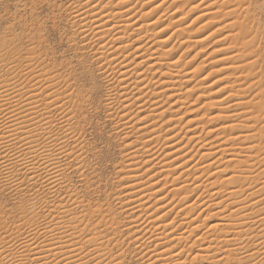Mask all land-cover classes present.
I'll return each mask as SVG.
<instances>
[{
    "label": "bare ground",
    "instance_id": "obj_1",
    "mask_svg": "<svg viewBox=\"0 0 264 264\" xmlns=\"http://www.w3.org/2000/svg\"><path fill=\"white\" fill-rule=\"evenodd\" d=\"M69 1L72 33L91 50L108 83L106 118L122 131L124 190L115 211L127 220L122 228L119 222L108 226L118 232L113 237L100 228L112 225L107 220L86 228L85 216L99 206L87 209L68 175L81 177L86 169L80 123L88 100L45 64L36 47L21 49L15 38L0 35V189L19 196L10 226L0 224V264H123L121 247L131 242L146 264H264V100L242 96L229 76L207 81L200 65L183 59L190 44L201 47L211 32L234 26L236 33L218 37L231 36L234 45L223 46L214 61L227 63L223 71L255 67L246 52L252 41L238 30L244 19L235 17L243 2ZM220 15L233 18L216 27ZM210 87L223 95L182 123L175 112L184 93L198 100ZM168 109L174 113L164 116ZM110 244H119L120 254L107 256Z\"/></svg>",
    "mask_w": 264,
    "mask_h": 264
},
{
    "label": "rangeland",
    "instance_id": "obj_2",
    "mask_svg": "<svg viewBox=\"0 0 264 264\" xmlns=\"http://www.w3.org/2000/svg\"><path fill=\"white\" fill-rule=\"evenodd\" d=\"M228 1H231V4H229L230 2ZM241 1L243 2L242 3L243 8L242 6H239L238 8L239 10L241 8L243 9L241 10L243 13L245 12L244 13L245 16L240 11L241 14H237L235 17H237V19L241 21L242 19H244L245 21V22L242 21L241 23L238 24V27L240 26V24L241 25L243 24L241 28L240 27L238 28V30L240 31L241 29L240 35L241 37L243 36L242 38L245 39L244 41L247 40L249 43L252 41L251 44H249V48L247 47L246 52L248 50L250 53H252L250 54L248 52L249 56L251 55L249 57L250 59L249 58L248 59L255 61L254 62L255 67L251 65L252 66L250 67L251 70L248 66L244 67L246 72V76H245L244 69L243 72H241L240 70H238V72L237 71L233 72L229 70L223 71L221 67L227 63L221 61H217V62L214 61L216 56L217 57L219 56L218 50L223 49L224 48L223 46L230 47L231 45L232 47V44L235 43L234 40L232 41L231 36L227 37L226 39H222L220 41L218 40L219 38H221L220 35H225L228 32H230L231 34H233V32L236 33L237 29L234 26L232 27L233 29L226 26L223 29L221 28V29H217L215 32L214 31L211 32L208 38L206 39L205 44L203 43V46L201 47L199 46L197 48L191 46L190 44L191 47L189 46V48L184 50L185 52L183 54L184 55L183 59L185 61L192 59L190 61L191 64L200 65L204 73L206 72V74H208L207 81H211L213 78L214 80L221 78L220 81L222 80L224 81V78L226 76H229L226 78V80L227 79L229 80V82L231 83V84L229 83L230 85L232 84L235 85L233 86L234 89L239 88L238 92H241L242 96L246 97V95L243 94L250 93L253 96L256 95L257 97L255 96L253 98L251 95L250 98L249 97L250 94L249 95L247 94L248 97L246 99L250 98L248 100H251L253 102V100L256 101L255 99L260 98V101L259 100L257 101L261 102L262 100H264L263 99L264 95H261L264 94V0H241ZM241 1L233 0L234 2L233 4L232 0H227V5H232V4L236 5L237 3H239L240 5ZM70 3L71 1L69 0H0V35H4L6 38H15V43L17 44L18 48L21 47L25 48L28 47L29 45L30 47L31 46H33L34 48L36 47L35 48L36 54L41 55V57L45 59V64L51 67L54 66L53 68L58 70V74L61 76L60 79L66 80V83L68 81L67 85L69 86L71 85L72 89L74 88L75 90L76 89L79 90L81 94H83L84 98L88 100V105L85 108V112L83 114V116L85 117V121L83 122L84 124L80 123V128L82 129L81 130L82 137L80 139H81V143L84 145L83 156L86 164V169L83 171V176L81 177L80 176L76 177V175L73 173L68 175V177L69 179H71L70 181L72 185L71 186L72 190L74 189V191H76L77 194L81 197L83 202L85 201L84 202L85 205L87 204L89 205L90 203V209L95 208L93 205L96 206L98 204L97 206H99L97 207L98 209L96 208L94 210L95 211L94 214L93 212L90 213L91 212L90 210L87 211L88 214L89 213L91 214L90 215L91 217H87L88 215L85 216V220H84L85 222L83 223H85L86 226L89 224L86 228H89L90 224H93L94 221H97V219H99V221L107 220V222L105 221L106 224L109 222V224L112 225L107 224L106 229L105 226H102L103 227L102 228L100 225V228L103 231V233L107 235V237H110L111 234L113 237L116 236L118 232H116L117 233L116 234L115 232L112 231L111 228H108V226L113 227V225H117V222H119L120 224L118 223L117 226L122 228L123 224L126 223L127 220V218L123 214L117 212L118 210L115 211V209L118 206L117 200L119 198L120 199L123 198L119 193L122 192V190H124L122 183L123 181H121L122 179H120L122 175L121 173H118L123 155V151H122L123 142L120 139L121 136L119 137V134L122 131H119V129L116 128L113 119L106 118L107 110L104 106L105 103L104 99L106 96V91H107L106 87H108V83L106 81V78H104L101 70L99 69L98 63L93 57L91 50H89L87 47H83L81 40L75 37L72 33L73 27L71 26L70 18H68L69 14L67 13L68 12L67 7L70 5ZM183 7H181L180 9L183 10L185 9V11L188 9L186 8L187 5H183ZM244 8L248 11L249 15L247 14L246 11H244ZM239 10L237 11V13L239 12ZM196 13L197 12L195 11L191 13L189 12L186 18V23L190 21L191 17H194ZM240 15L242 16L240 17ZM230 16L231 15H225V16L220 15L217 16L216 18L214 17L215 19L213 20L216 22L213 24H216L217 25L216 27H220L222 26L221 23L226 21V19ZM197 22L199 23V21ZM214 29L215 26L212 28V30ZM234 29L236 32L233 31ZM212 30L210 29L206 33L204 32L202 35H205ZM192 45H194V43ZM238 45L236 44L237 47L235 46V48H239L241 46ZM251 48L253 49L254 53L252 52V50L251 51L249 50ZM180 49L183 51V48ZM195 53L197 54L195 55ZM209 61H214V62L210 63ZM253 68L255 70H252ZM251 73L254 75H252ZM241 77H243V79L244 77L245 78L247 77L248 79L246 78L245 80H243ZM233 79H236L234 81L237 82L232 83L231 80L233 81ZM238 79L240 80L241 83L239 82ZM249 79L253 80L254 82H251V80L249 81ZM242 83H245V86ZM239 84H241V87L238 86ZM247 84L249 85L246 86ZM252 84L256 88L255 91H257V93L254 91V87H251ZM200 85H197V87H199ZM242 85L244 87H242ZM201 86L203 87L204 84H202ZM247 87H250L251 90H249ZM242 88H244L245 90L248 89L249 91H245ZM216 89L217 87L208 88V90L205 93V96L199 98L198 100L194 99L195 95H193L192 93L191 94H189V92L188 94L184 93L185 95L184 97L187 98L184 99V103L177 105V107L179 106L178 107L179 110L175 112L181 116L182 123L183 121H186L188 118L193 119L194 117L198 116L197 114L199 113L201 114V112L202 113L205 112L206 111L205 105L210 107L208 104H210V102L213 101V99H217L218 97L223 95V92L222 93L218 92L216 91ZM182 92H184V90ZM161 98L163 102L160 103L165 104L164 101L165 99L163 97ZM210 99L211 101H208ZM249 108L251 107L249 106L248 108L245 109H249ZM172 110L173 109H168L167 111H165L164 116L174 113L172 112ZM162 119L159 118L158 121L161 123ZM165 126L166 125H164L162 128H164ZM199 132L200 130L198 131V133ZM209 135L212 136L214 134H209ZM200 136L208 137L204 133ZM222 138L224 139V137ZM214 139H218V138L217 137L215 138L214 135ZM152 146H155V144H153ZM263 176L260 177L261 178V180L259 179L260 182L264 180ZM85 177L86 179H84ZM169 183L170 181L167 184ZM78 191L80 192V194ZM15 195L16 194L12 192H8V191L6 192V190L0 189V218L1 217L4 218V219L1 218L2 220H0V224L2 222V224H4L3 227L6 224L7 225L5 227H9L10 221L12 220L13 216H15L16 214L15 204L19 196H15ZM99 203H101L103 207H101ZM88 205H87V209L89 207ZM112 209L113 211L117 212L116 214L117 216L113 214ZM78 210L81 211L80 207L78 208ZM97 210L98 211L100 210L99 213H101V216L100 214H97L98 213ZM93 215L94 216L96 215L97 218L94 217ZM99 217H101V219ZM87 220H89L88 221L89 223L86 222ZM114 221L116 224L114 223ZM3 222H5L6 224ZM120 225H122V227ZM133 230L134 229L131 230V233L133 232ZM123 236H125V234H123L121 238H123ZM121 238H119V240H121ZM253 246L254 245H250L248 246V248L249 247L253 248ZM109 247L111 250L109 249ZM121 248H123L125 251L123 264H146L147 262L146 257L142 256L138 252L139 250L135 247L134 243L132 242L131 244L125 243L124 247ZM107 249L108 251L110 250L107 256L115 257L116 255L120 254V252L117 251V249L118 250L120 249L119 244H110ZM110 253H114V255L113 254L110 255ZM261 257H264V253L261 254ZM120 258H122V256Z\"/></svg>",
    "mask_w": 264,
    "mask_h": 264
}]
</instances>
